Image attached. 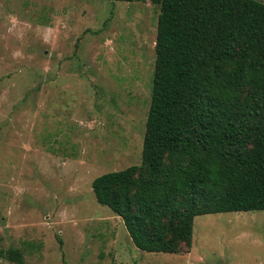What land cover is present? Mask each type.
<instances>
[{
    "label": "rangeland",
    "instance_id": "374dc122",
    "mask_svg": "<svg viewBox=\"0 0 264 264\" xmlns=\"http://www.w3.org/2000/svg\"><path fill=\"white\" fill-rule=\"evenodd\" d=\"M157 14L148 1L0 0L1 251L24 264H264L262 211L195 216L188 251L163 254L134 248L94 200L93 178L140 161Z\"/></svg>",
    "mask_w": 264,
    "mask_h": 264
},
{
    "label": "trees",
    "instance_id": "16d2710c",
    "mask_svg": "<svg viewBox=\"0 0 264 264\" xmlns=\"http://www.w3.org/2000/svg\"><path fill=\"white\" fill-rule=\"evenodd\" d=\"M107 1L157 7L154 60L140 161L90 189L134 248L186 253L193 217L264 212V4Z\"/></svg>",
    "mask_w": 264,
    "mask_h": 264
}]
</instances>
